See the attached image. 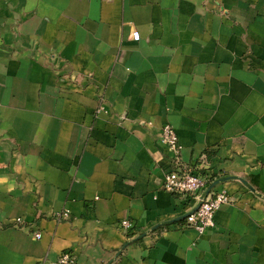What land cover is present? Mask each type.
<instances>
[{"label":"crops","instance_id":"obj_1","mask_svg":"<svg viewBox=\"0 0 264 264\" xmlns=\"http://www.w3.org/2000/svg\"><path fill=\"white\" fill-rule=\"evenodd\" d=\"M164 123L184 164L245 180L201 234L163 188ZM63 251L264 264V0H0V264Z\"/></svg>","mask_w":264,"mask_h":264},{"label":"built area","instance_id":"obj_2","mask_svg":"<svg viewBox=\"0 0 264 264\" xmlns=\"http://www.w3.org/2000/svg\"><path fill=\"white\" fill-rule=\"evenodd\" d=\"M132 39L139 40L140 33L133 30ZM159 141L163 146L172 153L173 168L168 171L162 178L163 188L182 200L190 198L198 201V208L185 217L182 227L194 229L198 234L203 233L206 229L214 226V213L224 203L231 201L227 192L210 190L204 197L201 195L209 186L212 175L208 168L203 170L197 165L184 164L180 157V144L177 134L169 123L162 124L159 131ZM69 215L67 210L57 213L58 219L67 218ZM23 220L16 217L13 221L14 225H21ZM117 227L126 235H130L134 231V225L129 219H121ZM34 237L39 238L41 233L35 231ZM50 264H78L70 251H63Z\"/></svg>","mask_w":264,"mask_h":264},{"label":"water","instance_id":"obj_3","mask_svg":"<svg viewBox=\"0 0 264 264\" xmlns=\"http://www.w3.org/2000/svg\"><path fill=\"white\" fill-rule=\"evenodd\" d=\"M231 178L238 179V180L242 181L243 183H245L244 179H242L240 177H235V176H227V177H224V178L216 179L213 182H211L209 184V186L205 189L204 193L201 195V198L204 197V195H206L211 190V188L214 187L218 182L223 181V180H227V179H231ZM199 205H200V199L196 202V205L193 207V209H191L190 211L186 212L184 215L181 216V218L182 217H186L188 214H190L191 212L195 211L198 208Z\"/></svg>","mask_w":264,"mask_h":264}]
</instances>
